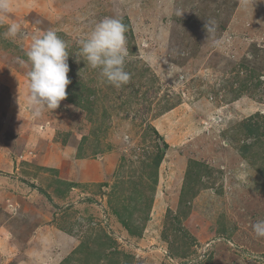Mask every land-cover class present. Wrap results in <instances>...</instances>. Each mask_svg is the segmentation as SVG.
I'll return each mask as SVG.
<instances>
[{"label": "rangeland", "instance_id": "rangeland-1", "mask_svg": "<svg viewBox=\"0 0 264 264\" xmlns=\"http://www.w3.org/2000/svg\"><path fill=\"white\" fill-rule=\"evenodd\" d=\"M9 4L0 14V264H264L252 229L264 220V0ZM105 17L128 29L131 79L120 88L77 62L78 41ZM12 23L16 38L5 36ZM47 30L68 45L72 83L59 108L35 118L26 52ZM47 224L81 238L62 249L43 238L42 249L30 237Z\"/></svg>", "mask_w": 264, "mask_h": 264}, {"label": "clouds", "instance_id": "clouds-1", "mask_svg": "<svg viewBox=\"0 0 264 264\" xmlns=\"http://www.w3.org/2000/svg\"><path fill=\"white\" fill-rule=\"evenodd\" d=\"M10 10L9 0H0V14ZM207 33H214L215 22L204 25ZM22 28L19 23L8 26L6 37L16 38ZM127 25L120 18L105 17L97 22L85 38L78 41L80 56L92 69H99L100 75L109 84L120 88L129 83L131 76L125 70L127 57ZM69 51L67 43L56 31L47 30L34 36L26 52L30 70L28 79V105L35 118L43 115L44 109L55 110L67 98L69 78ZM23 63V61H21ZM258 238H264V220L252 225Z\"/></svg>", "mask_w": 264, "mask_h": 264}, {"label": "crops", "instance_id": "crops-1", "mask_svg": "<svg viewBox=\"0 0 264 264\" xmlns=\"http://www.w3.org/2000/svg\"><path fill=\"white\" fill-rule=\"evenodd\" d=\"M52 216H53V214H51V218H52ZM54 217L56 218V217H58L57 216V214H55L54 215ZM59 217H60V219H63V215H59ZM48 220L51 222V219H47L46 220V222H48ZM115 223H114V225H115V227H119V228H121V225L116 221V220H113ZM51 225H52V223H51ZM45 227H43V228H39V227H37L34 231H33V233L31 234V237L30 238H32L33 239V242H35V243H38V241H41L40 243H41V245H40V248L42 247V249H44L45 248V246H47V244H48V241H46V240H44L43 238H51V240H50V243L49 244H51V245H60L59 244V240H62L63 242H62V244H63V246H60L59 248L60 249H62L64 246H66V245H69V243H71L72 245H73V243L76 241L75 239H72V241L71 242H69V241H67V240H65L64 238H69V239H71V238H81V237H79L78 235L77 236H72V237H68L67 235L65 236V234L63 235L62 233H59L58 232V234H57V229H54V228H51V226H50V224H47V225H44ZM5 227H2V226H0V238H6V231H4L5 229H4ZM4 229V230H3ZM122 229V228H121ZM2 233L4 234L3 236H2ZM110 235V234H109ZM120 235H121V233H120ZM123 237V236H122ZM93 238H97V236H94ZM103 240H105V238H102ZM110 239V238H109ZM112 239V238H111ZM110 239V240H111ZM116 239V238H115ZM122 239H124V240H126L127 238H121V240ZM139 240H141L140 238H139ZM55 241H57V242H55ZM116 241H118L117 239H116ZM130 241H133V239H130ZM45 242H46V245H45ZM8 244V242H5L3 239H0V259L2 260V259H4V254L2 253V247H6V245ZM58 248V249H59ZM41 249V250H42ZM60 249H59V254L61 253V251H60ZM35 251H36V249H34ZM47 252V251H46ZM17 253H19V252H17ZM26 255V254H25ZM24 263V262H23Z\"/></svg>", "mask_w": 264, "mask_h": 264}, {"label": "trees", "instance_id": "trees-1", "mask_svg": "<svg viewBox=\"0 0 264 264\" xmlns=\"http://www.w3.org/2000/svg\"><path fill=\"white\" fill-rule=\"evenodd\" d=\"M26 184H29V183H27V182H25ZM29 185H31V184H29ZM33 186V185H32Z\"/></svg>", "mask_w": 264, "mask_h": 264}]
</instances>
